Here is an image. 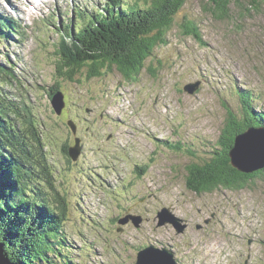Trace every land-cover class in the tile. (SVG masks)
Returning <instances> with one entry per match:
<instances>
[{
	"label": "rangeland",
	"instance_id": "obj_1",
	"mask_svg": "<svg viewBox=\"0 0 264 264\" xmlns=\"http://www.w3.org/2000/svg\"><path fill=\"white\" fill-rule=\"evenodd\" d=\"M108 1L0 0V14L21 23V33L0 37V64L13 72L7 81L0 73V91L42 131L45 165L66 197L64 254L75 264H137L140 249L152 244L173 250L178 264H264V172L243 188L197 193L187 186V165L217 146L226 105L242 115L240 92L249 90L254 108L264 109V13L243 18L235 8L221 21L207 0H188L136 81L117 69L64 79L58 29L74 21L75 8L97 12ZM185 19L198 22L208 44L184 33ZM198 81L193 94L184 89ZM56 84L67 103L61 115L50 94ZM68 119L82 138L78 161L63 150L75 143ZM165 206L189 222L184 233L158 225ZM128 214L141 215V226L120 223Z\"/></svg>",
	"mask_w": 264,
	"mask_h": 264
},
{
	"label": "trees",
	"instance_id": "obj_2",
	"mask_svg": "<svg viewBox=\"0 0 264 264\" xmlns=\"http://www.w3.org/2000/svg\"><path fill=\"white\" fill-rule=\"evenodd\" d=\"M187 1L109 0L97 12L75 8L74 21L58 29L61 40L57 72L64 79L74 80L82 70L94 78L104 75L105 69H117L126 80L136 81L155 48L168 43V33ZM207 3L214 17L221 21L231 19L235 8H239L237 11L243 18L252 12L264 13V0H207ZM20 27V21L0 14L1 38L13 32L21 33ZM181 27L186 35L208 44L196 20L185 19ZM0 73L3 81L13 79L12 70L4 69L1 64ZM58 91L56 84L51 97ZM240 98L243 113L238 115L226 105L227 116L210 158L187 165V186L194 192L243 188L264 172L263 168L243 173L231 162L236 136L250 126H264V109L254 108L252 92L241 90ZM17 112L0 91V240L17 264H75L74 258L63 252L68 214L66 197L55 187L52 173L45 165L47 154L42 131L31 118L23 116L21 120ZM163 145L180 148L167 139ZM70 146H64L66 156Z\"/></svg>",
	"mask_w": 264,
	"mask_h": 264
},
{
	"label": "water",
	"instance_id": "obj_3",
	"mask_svg": "<svg viewBox=\"0 0 264 264\" xmlns=\"http://www.w3.org/2000/svg\"><path fill=\"white\" fill-rule=\"evenodd\" d=\"M200 81L186 84L184 89L193 94L200 87ZM54 110L58 115L64 111L67 103L65 93L58 91L52 98ZM90 112L89 107L86 108ZM73 134L75 144L69 148V155L72 160L77 161L82 154V138L77 135L78 125L73 119L68 120ZM111 136V135H110ZM232 165L243 173H253L264 168V126H250L244 132L238 134L230 152ZM216 216V212L205 219L208 224ZM159 226L167 223L173 225L178 234L184 233L189 225L181 216L177 215L171 207H163L158 211ZM132 220L137 227L141 226L143 217L141 215L128 214L120 219V223L126 224ZM202 224L198 225L201 228ZM0 264H17L9 256L5 248V243L0 240ZM137 264H178L175 252L170 248H160L155 245L143 247L138 252Z\"/></svg>",
	"mask_w": 264,
	"mask_h": 264
},
{
	"label": "bare ground",
	"instance_id": "obj_4",
	"mask_svg": "<svg viewBox=\"0 0 264 264\" xmlns=\"http://www.w3.org/2000/svg\"><path fill=\"white\" fill-rule=\"evenodd\" d=\"M94 8H95V7H94ZM95 10H96V11H98V10H99V8L97 7V9H95ZM135 215H136V214H135ZM137 215H139V214H137ZM119 219H120V218H119ZM119 219H118V220H119Z\"/></svg>",
	"mask_w": 264,
	"mask_h": 264
},
{
	"label": "flooded vegetation",
	"instance_id": "obj_5",
	"mask_svg": "<svg viewBox=\"0 0 264 264\" xmlns=\"http://www.w3.org/2000/svg\"><path fill=\"white\" fill-rule=\"evenodd\" d=\"M64 150V149H63ZM186 220H188V219H186ZM189 226V225H188ZM188 228V227H187Z\"/></svg>",
	"mask_w": 264,
	"mask_h": 264
}]
</instances>
